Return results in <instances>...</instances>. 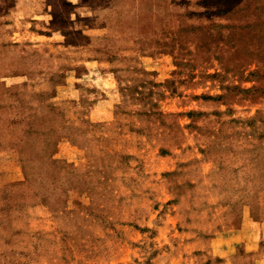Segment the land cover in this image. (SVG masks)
Masks as SVG:
<instances>
[{
	"label": "rangeland",
	"instance_id": "374dc122",
	"mask_svg": "<svg viewBox=\"0 0 264 264\" xmlns=\"http://www.w3.org/2000/svg\"><path fill=\"white\" fill-rule=\"evenodd\" d=\"M45 1L0 40V264H264V0Z\"/></svg>",
	"mask_w": 264,
	"mask_h": 264
},
{
	"label": "crops",
	"instance_id": "0c3cea01",
	"mask_svg": "<svg viewBox=\"0 0 264 264\" xmlns=\"http://www.w3.org/2000/svg\"><path fill=\"white\" fill-rule=\"evenodd\" d=\"M2 1V0H0ZM9 2L7 7H0V40L2 43H11V42H19L15 40L24 41V39L15 38V35L18 34V30L16 31L15 25L20 21H28L29 22V30L33 33L32 29L34 26L43 25L46 26L48 21H46V15L49 14V9L46 7L45 0H4ZM25 31V30H24ZM39 32H37L38 34ZM14 35V36H13ZM41 36V34H38ZM6 36V37H4ZM4 37V41H3ZM12 38V39H11ZM15 105H6L1 106L0 109H11ZM23 122V120H21ZM0 123L10 125L12 128H15V124L18 123L14 117L2 116L0 117ZM20 124V123H19ZM28 133V132H27ZM27 133H20L17 136H14V133H7V145L0 147V164H4L5 162L8 164L15 163L16 155L17 160L20 158V152L22 149H26L30 144L28 143V138H26ZM1 140V139H0ZM2 141V140H1ZM29 149V148H28ZM20 160V159H19ZM18 164V163H17ZM19 166V165H18ZM22 172V166H19ZM9 169L4 170L0 167V188H5L12 186L18 178L12 177L8 172ZM23 174V172H22ZM16 176V174L14 175ZM24 176V175H23Z\"/></svg>",
	"mask_w": 264,
	"mask_h": 264
},
{
	"label": "trees",
	"instance_id": "16d2710c",
	"mask_svg": "<svg viewBox=\"0 0 264 264\" xmlns=\"http://www.w3.org/2000/svg\"><path fill=\"white\" fill-rule=\"evenodd\" d=\"M52 148L54 149V147H52ZM52 148H51V149H52ZM49 162H54V159H50V158H49Z\"/></svg>",
	"mask_w": 264,
	"mask_h": 264
}]
</instances>
